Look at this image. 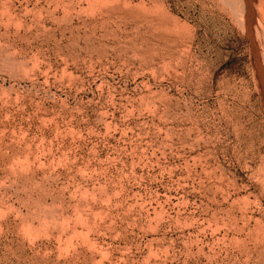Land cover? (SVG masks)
Masks as SVG:
<instances>
[{
    "label": "rangeland",
    "instance_id": "obj_1",
    "mask_svg": "<svg viewBox=\"0 0 264 264\" xmlns=\"http://www.w3.org/2000/svg\"><path fill=\"white\" fill-rule=\"evenodd\" d=\"M0 264H264V0H0Z\"/></svg>",
    "mask_w": 264,
    "mask_h": 264
}]
</instances>
